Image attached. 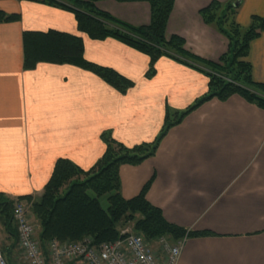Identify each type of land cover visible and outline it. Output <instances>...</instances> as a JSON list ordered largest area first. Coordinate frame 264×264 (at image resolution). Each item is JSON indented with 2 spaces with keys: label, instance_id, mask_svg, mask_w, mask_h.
Listing matches in <instances>:
<instances>
[{
  "label": "crops",
  "instance_id": "crops-1",
  "mask_svg": "<svg viewBox=\"0 0 264 264\" xmlns=\"http://www.w3.org/2000/svg\"><path fill=\"white\" fill-rule=\"evenodd\" d=\"M211 1L175 0L166 35L179 36L188 52L217 62L228 40L199 13ZM217 1L233 5L236 0ZM95 6L134 26L151 20L147 1L98 0ZM233 8L242 27L251 16H264V0H241ZM0 9L19 14L17 21L0 23V194L31 197L20 200L38 238L31 205L56 160L89 169L105 151L104 132L127 147L152 142L166 112L172 120L207 93L208 77L202 66L167 56L147 77L146 54L111 37L89 38L77 30L73 13L61 7L0 0ZM49 29L81 37L87 61L115 70L132 85L121 93L71 64L39 62L24 69L22 33ZM246 60L253 80L264 86V30L251 41ZM118 175L124 199L148 184L145 197L167 222L205 233L185 238L178 264H264L263 107L238 94L205 100L167 129L152 156L120 165ZM0 225V248L7 250L1 253L9 264H19L16 226L7 230L1 218Z\"/></svg>",
  "mask_w": 264,
  "mask_h": 264
},
{
  "label": "trees",
  "instance_id": "trees-1",
  "mask_svg": "<svg viewBox=\"0 0 264 264\" xmlns=\"http://www.w3.org/2000/svg\"><path fill=\"white\" fill-rule=\"evenodd\" d=\"M61 7L73 13L77 30L89 38L102 40L108 37L117 39L149 58L147 77L155 72V63L162 56L189 63L194 62L204 68L208 77L207 93L196 100L184 112L174 114L165 123L152 142L127 147L116 141L109 132L101 137L106 145L102 156L89 169L84 170L71 161L59 158L41 196L32 203V218L40 226L38 240L44 247L50 239L79 241L91 237L94 244L113 241L119 238L120 230L127 224L133 233L154 241L161 236L171 240L203 235V232H190L165 220L159 208L150 204L145 192L146 184L140 193L124 199L119 192V166L137 164L152 156L159 141L173 124L177 123L186 111L211 98L225 100L234 94L264 108V86L255 82L251 65L246 60L250 43L264 30V16H251L246 27L234 19L235 8L230 2L213 0L199 13L203 21L217 29L228 40L227 50L217 62L199 58L184 48V41L176 35L167 37L166 26L175 0H143L151 9V20L147 25L134 26L123 22L110 13L96 8L98 0H30ZM136 1V0H119ZM19 19L17 13H6L0 9V23ZM23 68L32 69L39 62L71 64L87 69L121 93L132 82L115 70L87 61L81 37L58 30L24 31L22 33ZM199 68V67H198ZM29 201L30 196L17 200ZM106 206L101 202L105 201ZM102 200V201H101ZM14 200L0 194V218L11 231L12 207Z\"/></svg>",
  "mask_w": 264,
  "mask_h": 264
},
{
  "label": "built area",
  "instance_id": "built-area-1",
  "mask_svg": "<svg viewBox=\"0 0 264 264\" xmlns=\"http://www.w3.org/2000/svg\"><path fill=\"white\" fill-rule=\"evenodd\" d=\"M16 226L19 264H178L186 237L156 239V244L138 233L120 231L113 241L94 244L91 237L79 241L50 239L44 245L36 237V225L28 215L27 204L16 200L12 207ZM157 245V249L154 246ZM0 264H9L0 251Z\"/></svg>",
  "mask_w": 264,
  "mask_h": 264
},
{
  "label": "rangeland",
  "instance_id": "rangeland-1",
  "mask_svg": "<svg viewBox=\"0 0 264 264\" xmlns=\"http://www.w3.org/2000/svg\"><path fill=\"white\" fill-rule=\"evenodd\" d=\"M103 205H105V204H103ZM122 230H127V231H129V232H132V230H131V225H130V224H127L126 226L122 227L120 231H122ZM1 231H2V225H0V232H1ZM150 242H152V241H150ZM155 242H156V240H154V241L152 242V244H156ZM154 247H155V249H157V245L154 246ZM0 249H1L0 251H2V252H3V255L5 256V254H6V252H7V250H5V249H6V246H2V248H0ZM11 256H12V255H11Z\"/></svg>",
  "mask_w": 264,
  "mask_h": 264
},
{
  "label": "water",
  "instance_id": "water-1",
  "mask_svg": "<svg viewBox=\"0 0 264 264\" xmlns=\"http://www.w3.org/2000/svg\"><path fill=\"white\" fill-rule=\"evenodd\" d=\"M240 1H241V0H236V1L233 3V6H234V7H237V6L240 4Z\"/></svg>",
  "mask_w": 264,
  "mask_h": 264
}]
</instances>
